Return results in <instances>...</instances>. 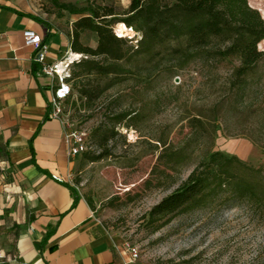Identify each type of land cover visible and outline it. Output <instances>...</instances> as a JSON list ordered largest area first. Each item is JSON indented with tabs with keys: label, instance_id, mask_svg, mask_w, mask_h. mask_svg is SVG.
I'll list each match as a JSON object with an SVG mask.
<instances>
[{
	"label": "rangeland",
	"instance_id": "obj_1",
	"mask_svg": "<svg viewBox=\"0 0 264 264\" xmlns=\"http://www.w3.org/2000/svg\"><path fill=\"white\" fill-rule=\"evenodd\" d=\"M60 2L76 7L112 6L120 19L130 0ZM39 4L45 15L70 35L80 15L59 9L48 0H40ZM234 16L253 26L264 25V0H246V12ZM117 23L120 28L122 21ZM80 41L94 48L97 35L83 30ZM258 47L264 50V40ZM80 56L74 65L87 57L82 53ZM236 64L234 59H225L216 64L193 63L172 72L163 60L131 56L124 63L125 73L111 76L107 82L111 86L94 101L80 97L71 80L72 94L63 103L62 112L84 133L85 149L74 158L69 182L93 215L118 238L121 247L129 253L131 247L137 250L132 264H264V218L249 205L214 204L176 215L161 226V221L148 220L151 207L185 180L201 157L200 151L190 155L186 164L167 169L166 175L151 173L162 143L177 146L189 140L188 116L222 99ZM87 78L92 77L83 79ZM250 88L253 94L237 103V108L251 101H264V74ZM134 111L136 114L130 118H117ZM218 126L214 150L236 154L264 169V147L244 136L227 135ZM232 144L246 145L247 152L232 151ZM98 154L105 155L90 160Z\"/></svg>",
	"mask_w": 264,
	"mask_h": 264
},
{
	"label": "trees",
	"instance_id": "obj_2",
	"mask_svg": "<svg viewBox=\"0 0 264 264\" xmlns=\"http://www.w3.org/2000/svg\"><path fill=\"white\" fill-rule=\"evenodd\" d=\"M48 1L80 15L73 22L70 49L87 57L75 65L72 63L75 67L71 80L75 81L79 96L87 101H94L111 86L107 83L111 76L125 73L124 63L131 56L163 60L172 72L193 63L236 61L222 99L205 111L188 116L189 140L177 146L162 143L151 173L166 175L167 169L186 164L190 155L200 151L201 157L186 179L151 207L148 220L161 221V226L176 215L214 204L224 207L246 204L264 218V169L236 154L214 150L218 124L225 134L244 136L264 147V101L236 107L250 98L251 84L260 81L264 74V50L258 47L264 40V25L253 26L234 16L246 12V0H130L125 16L120 19L112 6L76 7L60 0ZM117 20L141 33L136 45L115 35ZM83 30L97 35L94 48L81 43ZM36 69L37 63L33 62L32 70ZM84 77L92 78L84 80ZM133 113H122L117 118H130L136 111ZM104 155L92 156L90 160H99Z\"/></svg>",
	"mask_w": 264,
	"mask_h": 264
},
{
	"label": "crops",
	"instance_id": "obj_3",
	"mask_svg": "<svg viewBox=\"0 0 264 264\" xmlns=\"http://www.w3.org/2000/svg\"><path fill=\"white\" fill-rule=\"evenodd\" d=\"M39 1L0 0V264H132L69 182L75 157L50 114L54 79L38 62L32 70L23 31L40 34L46 63L71 52L70 35Z\"/></svg>",
	"mask_w": 264,
	"mask_h": 264
},
{
	"label": "built area",
	"instance_id": "obj_4",
	"mask_svg": "<svg viewBox=\"0 0 264 264\" xmlns=\"http://www.w3.org/2000/svg\"><path fill=\"white\" fill-rule=\"evenodd\" d=\"M123 24V29L119 28V23L113 28L116 36L127 39L131 44L136 45L141 39V33L133 26ZM24 43L35 50L34 61L41 64L40 73L51 76L54 79L52 85V97L50 99V114L52 118L59 120L63 126V137L68 145V154L76 157L85 149L84 133L76 129L62 112V105L72 94L71 65L73 62L66 61L67 54L58 61L46 63V47L40 34L32 29L23 31ZM59 179V178H56ZM60 180V179H59ZM131 259L135 260L138 252L134 247L129 248Z\"/></svg>",
	"mask_w": 264,
	"mask_h": 264
},
{
	"label": "bare ground",
	"instance_id": "obj_5",
	"mask_svg": "<svg viewBox=\"0 0 264 264\" xmlns=\"http://www.w3.org/2000/svg\"><path fill=\"white\" fill-rule=\"evenodd\" d=\"M80 56V53L77 52H69V54L67 55V59L66 61L68 62H74L76 59H78ZM230 149L234 152H240V153H245L247 152V147L246 145H237V144H232L230 146Z\"/></svg>",
	"mask_w": 264,
	"mask_h": 264
}]
</instances>
